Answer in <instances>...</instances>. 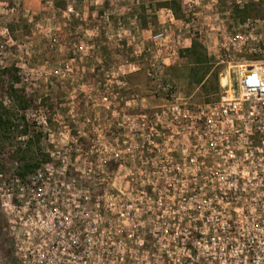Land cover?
I'll list each match as a JSON object with an SVG mask.
<instances>
[{"label":"rangeland","instance_id":"obj_1","mask_svg":"<svg viewBox=\"0 0 264 264\" xmlns=\"http://www.w3.org/2000/svg\"><path fill=\"white\" fill-rule=\"evenodd\" d=\"M169 1L174 0H0V71L14 72L19 78L16 88L34 101L24 113L25 122L34 142L39 139L33 149L49 156L36 178L40 190L32 192L33 185L27 178L25 185L20 181L18 166L8 157L17 147L24 148L27 138L12 139L3 151L0 264H38L37 250L45 251L44 246L37 247V239L45 238L51 223L47 215L61 207L72 210L78 201L84 212L82 208L73 212L74 219L83 217L89 229L104 231L96 239L99 249L116 248L123 256L130 251L137 264H162L164 248L170 257L180 255L174 236H148L163 228L157 213L166 210L168 223L179 208L161 200L168 195L164 189H149L156 179L159 184L165 181L158 171L163 155L181 144L152 137L181 133L165 121L168 99L163 92L155 96L154 90L172 89L177 103L193 113L219 102L228 83L237 87L235 69L221 63L225 36L237 24L263 20L264 0H193L192 14L173 18L166 6ZM235 8L244 14L237 16ZM163 30L168 39L163 47H155L149 37ZM254 33L263 34V28ZM192 41L204 49L210 74L218 73L217 92L211 91L213 81L207 83L208 93L191 83L192 56L182 51ZM3 79L11 83L7 75ZM3 102L10 105L7 97ZM113 150L121 152L119 161L109 160L104 166L102 159H110ZM207 189L201 193L208 194ZM118 198L139 209L136 220L126 224V230L135 225L142 234L132 239V245L127 238L117 244L116 236L106 237L118 225L109 228L108 214L120 210L123 202L117 203ZM157 198L158 205L153 202ZM178 198L179 191H171L168 201ZM41 199L48 205L37 217ZM102 210L106 213L100 221L97 215ZM157 241L163 246L160 250Z\"/></svg>","mask_w":264,"mask_h":264},{"label":"built area","instance_id":"obj_2","mask_svg":"<svg viewBox=\"0 0 264 264\" xmlns=\"http://www.w3.org/2000/svg\"><path fill=\"white\" fill-rule=\"evenodd\" d=\"M182 7V13L192 14L194 1L185 0ZM260 27L263 34L257 35L254 32ZM167 39L164 30L149 37L155 47H163ZM224 42L221 63L235 69L237 87L228 83L219 102L208 103L193 113L177 103L172 89L154 90L155 96L163 92L168 99L163 112L167 115L165 121L181 131L166 137L152 135L181 142L177 149L169 150V155L164 154L160 162L158 171L165 181L159 184L156 179L149 185L150 190L162 188L168 193L166 199H161L165 204L179 207L177 216L168 223L163 216L166 210L160 213L156 207L163 228L148 236H174L176 241L172 242L177 247H173L180 251V255L170 257L164 248L162 264H264V19L237 24ZM190 140L196 144H184ZM120 153L113 150L110 159H102V164L119 161ZM39 170L26 181L33 185L32 192L40 190L41 183L36 181ZM204 188H208V194L201 193ZM171 191H179L177 201H168ZM44 200L38 202L41 208L37 217L48 205ZM161 200L153 202L158 205ZM116 201L123 203L116 214L108 213L109 228L112 223L118 225L106 237L116 236L117 244H124L120 238H127L132 245V239L142 234L135 225L126 230V224L136 220L139 209L122 198ZM73 206L72 210L61 207L47 215L51 223L47 224L45 238L37 239V247L44 246L45 251L41 253L43 247L37 250L38 264H137L130 251L123 256L116 248L107 252L99 249L96 239L102 238L104 231L89 229V221L83 217L75 220L73 212L82 208L83 213L84 208L79 201L73 202ZM105 213L102 210L97 215L100 221ZM166 242L167 246L172 244L169 239ZM140 244L146 246L144 242ZM157 244L156 249L160 250L163 246L159 241Z\"/></svg>","mask_w":264,"mask_h":264},{"label":"trees","instance_id":"obj_3","mask_svg":"<svg viewBox=\"0 0 264 264\" xmlns=\"http://www.w3.org/2000/svg\"><path fill=\"white\" fill-rule=\"evenodd\" d=\"M166 6L176 17L182 13V4L176 0L167 2ZM234 12L237 16H240L244 14L245 10L235 8ZM185 53L192 56L190 62L193 68L191 69L193 71L191 72V83L201 86L202 91L208 93L210 89H207V83H212L213 81L211 91L217 92L218 73L213 72L210 74L212 67L209 65L210 62L204 49L197 42L192 41L191 47L182 51V54ZM6 75L11 80L9 85L3 79ZM209 75L210 77H208ZM18 82L19 78L14 72L8 69L0 71V159L4 155L3 151L6 145L11 144L12 139L27 138L25 143H23L25 145L24 148H21V146L17 147L8 155L9 160L17 164L16 175L24 183L26 178L28 179L36 174V171L41 168V164L48 162L49 156L40 153L38 147L36 150L33 149L35 142H39V139L35 138L34 142L33 137L30 135V126L25 122L24 113L31 108L34 101L28 99L24 91L16 88L15 85ZM5 97L9 99V106L3 102ZM206 102L210 101L207 99ZM1 168L2 165H0Z\"/></svg>","mask_w":264,"mask_h":264}]
</instances>
